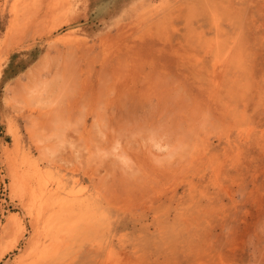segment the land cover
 <instances>
[{"label": "rangeland", "instance_id": "rangeland-1", "mask_svg": "<svg viewBox=\"0 0 264 264\" xmlns=\"http://www.w3.org/2000/svg\"><path fill=\"white\" fill-rule=\"evenodd\" d=\"M0 264H264V0H0Z\"/></svg>", "mask_w": 264, "mask_h": 264}]
</instances>
